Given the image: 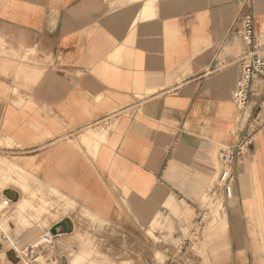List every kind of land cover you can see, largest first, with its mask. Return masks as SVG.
<instances>
[{
    "label": "crops",
    "instance_id": "crops-1",
    "mask_svg": "<svg viewBox=\"0 0 264 264\" xmlns=\"http://www.w3.org/2000/svg\"><path fill=\"white\" fill-rule=\"evenodd\" d=\"M238 6L0 0V40L11 53L0 55V135L40 183L27 186L20 205L19 192L4 189L12 191L4 220L13 238L49 234L64 220L70 229L57 233L75 232L72 210L61 215L51 191L106 222L128 213L141 225L158 214L179 229L193 223L218 172L219 149L238 137L229 99L240 77L233 62L240 38L230 30ZM253 14L264 39V0H253ZM263 91L264 81L252 84L246 116ZM114 118L107 132L91 130L92 139H104H83L94 123ZM262 156L264 129L236 162L234 196L222 197L225 221L209 234L211 264H263Z\"/></svg>",
    "mask_w": 264,
    "mask_h": 264
},
{
    "label": "rangeland",
    "instance_id": "rangeland-1",
    "mask_svg": "<svg viewBox=\"0 0 264 264\" xmlns=\"http://www.w3.org/2000/svg\"><path fill=\"white\" fill-rule=\"evenodd\" d=\"M7 46V43L4 45L3 41L0 40V55H11L10 51H7L9 50ZM15 56L18 57L17 55ZM114 125L115 118L108 122H96L90 127L88 134H85L83 139H86L85 137L88 136L91 140H95L92 138L95 137L94 134L96 132H107ZM15 148L16 145L11 139L0 135V180L3 176L8 177L10 180L9 183L5 181L7 186L13 187L12 183L15 184V182H18L25 187V191L27 192V186H39L40 183L34 180L31 175L26 174L27 172L23 168L18 169L16 167L20 155ZM245 164L248 166L247 160H245ZM219 167L220 163L217 164V171ZM216 175L217 173L212 180H215ZM7 186L2 187V189L4 190ZM50 193L56 200L53 206L59 208L61 215L72 210V220L76 233L67 238L68 248L64 253H59V243L57 241L52 239L51 243H44L40 233L32 234L30 237L25 236L23 242L25 241L26 249L24 248L21 251L25 252V255L24 253L22 254L26 262L29 261V257L31 256V258H34V256L36 258H43L45 256L47 258L45 259V264H56L54 263L55 261L58 263V260H56L58 258L57 256L55 257L56 254H64L68 260L74 253L73 250L80 248L83 252H92V258L95 260L106 258L114 264H122V261L123 264H211L208 253V250H210L209 234L212 231L213 224L219 220V218L215 219L212 211L214 212V208H216L219 201L223 205L220 195H212L208 191L204 199L202 198L201 202H199L200 207L206 208V210L208 209V214L206 216V227L201 233V238L199 237L196 239L198 241H194L195 235L189 231L190 225L181 227L180 229L176 228L169 218H163L160 214L153 219L156 221H154V224L141 225L128 213H125L124 216H118L115 221L110 220L106 222L104 220L100 223L97 217H94L84 209L76 207L73 203L72 208L66 209L64 205L68 201L55 191H51ZM32 196L34 197L35 195ZM4 210L0 208V212L4 213ZM3 217L2 215L0 223L4 221L2 220ZM9 229L6 226L3 229L0 228L1 240L6 236L7 238L12 237ZM38 229L40 228L38 227ZM15 235L17 239L21 238L17 237L19 236L18 234ZM78 235H81L80 239L82 240L77 245L75 241ZM107 236L108 241H105ZM29 248L32 250V255H29L28 251H26ZM46 254L49 255L46 257ZM262 263L264 264V258ZM82 264H88L87 260L82 262Z\"/></svg>",
    "mask_w": 264,
    "mask_h": 264
},
{
    "label": "built area",
    "instance_id": "built-area-1",
    "mask_svg": "<svg viewBox=\"0 0 264 264\" xmlns=\"http://www.w3.org/2000/svg\"><path fill=\"white\" fill-rule=\"evenodd\" d=\"M231 31L235 32L241 43V49L234 57L235 63L240 67V77L236 85L229 93V99L237 109V141L233 146H223L219 149L220 167L209 192L212 195H220L225 199L234 196V186L237 179L235 165L239 158L249 154L255 133L264 129V91L261 94L259 103L252 117L245 115L246 108L252 97V84L257 80L264 81V39L256 31L253 14V0H239L238 11L231 25ZM231 61L220 64L215 70L227 66ZM249 120V122H248ZM243 121L248 122L240 128ZM11 199L4 195L0 206L9 208ZM208 210V209H207ZM199 207L189 231L195 235L194 241L201 238V233L205 229L208 211ZM52 234L42 236V241L46 244L52 242Z\"/></svg>",
    "mask_w": 264,
    "mask_h": 264
},
{
    "label": "bare ground",
    "instance_id": "bare-ground-1",
    "mask_svg": "<svg viewBox=\"0 0 264 264\" xmlns=\"http://www.w3.org/2000/svg\"><path fill=\"white\" fill-rule=\"evenodd\" d=\"M132 114V113H131ZM104 139V135L102 136H98L97 139L93 140V141H100ZM93 143V142H92ZM91 143V144H92ZM97 145V144H96ZM98 146V145H97ZM258 148V147H257ZM257 154H255L256 156ZM263 155V153H262ZM263 157V156H262ZM264 158V157H263ZM26 160V159H25ZM30 162V161H29ZM264 162V161H263ZM260 164V163H259ZM16 167L18 169H21V167L17 164ZM262 167V165H261ZM259 168V167H258ZM248 169V168H247ZM23 179V178H22ZM5 181H8L9 183V178L8 177H2L1 180H0V196H1V191L3 190L2 187L4 186H7L5 184ZM262 181V180H261ZM13 185V188L19 192V200L17 202V205H20L21 204V200H22V196H23V193L26 192L25 191V187L21 184H19L18 182H15L12 183ZM264 187V186H263ZM262 189V188H261ZM15 195V194H14ZM130 196V195H129ZM2 197H4V194L2 193V196L0 198V202L2 200ZM132 197V196H131ZM216 205V203H215ZM65 208L66 209H70L72 208V204L67 202L65 205ZM120 207V206H119ZM0 208L4 209L2 206H0ZM119 209V208H117ZM214 212L212 211V213L214 214V217L215 219L216 218H219L222 217L221 219H223L225 221V213H224V208H223V205L221 203V201L218 202V204L216 205V208H214ZM120 210V209H119ZM117 211V210H116ZM119 212V211H118ZM0 219H1V216L3 215L4 216V213L0 212ZM126 216V215H125ZM7 217V216H6ZM9 217V216H8ZM99 219V218H98ZM2 220H4V217L2 218ZM46 221V220H45ZM56 221V220H55ZM104 220L103 219H99V222H103ZM58 222V221H57ZM5 227V220L2 221L0 223V228L3 229ZM53 227V226H52ZM60 228V227H59ZM58 230V229H57ZM72 230V229H71ZM75 230V229H74ZM1 231V230H0ZM3 232V230H2ZM263 232V231H262ZM76 233L73 232L72 235ZM34 235V234H33ZM70 234H66V233H62V232H58L56 235H51L52 239L54 241H57L59 244H58V247H59V253H64V251H66V249L68 248V245H67V238L69 237ZM3 236H4V233H3ZM6 236V234H5ZM32 236V234H30L28 237ZM37 236V235H36ZM9 237V236H8ZM27 237V236H26ZM81 235H78V238L76 239L75 243L78 245L79 242L82 240L80 239ZM93 237V236H92ZM32 238V237H31ZM30 239V238H29ZM33 239H34V236H33ZM92 239V238H91ZM86 240V239H85ZM85 240H83L85 242ZM25 242V241H24ZM23 242V239H17V238H13V237H9L7 238V236L5 238H3V240L0 239V264H45V256L42 257L44 258H36L34 256V258H31L29 257V261L26 262V259L23 258V254L25 255V252H22L21 250L22 249H26V246H25V243ZM28 242V241H27ZM264 242V241H263ZM30 243V241H29ZM204 244V243H203ZM42 245V244H41ZM30 246V245H28ZM81 246V245H80ZM83 246V245H82ZM36 248V247H35ZM55 248V247H54ZM75 248V247H73ZM206 248V247H205ZM45 249V248H44ZM89 249V247H88ZM8 251H13V256L11 257H8ZM74 253L69 257V259L67 260L65 255L64 254H59L58 255L56 254L55 257L57 256L58 259V263L55 261L54 263L56 264H82V262L86 261L88 262V264H114L112 261L106 259V258H102V259H93L92 258V252H83V250H81L80 248H78V250H73ZM97 253V252H96ZM27 254V253H26ZM30 255V254H29ZM32 255V254H31ZM49 254H46V257L48 256ZM38 256V255H37ZM54 256V255H53ZM52 256V257H53ZM220 256V254H219ZM49 258V257H48ZM203 258H204V255H203ZM217 258V257H216ZM230 258V257H229ZM40 259V260H38ZM42 259V260H41ZM219 259V258H218ZM217 259V260H218ZM222 259V258H221ZM28 260V259H27ZM130 263V262H129ZM122 264H123V261H122Z\"/></svg>",
    "mask_w": 264,
    "mask_h": 264
},
{
    "label": "water",
    "instance_id": "water-1",
    "mask_svg": "<svg viewBox=\"0 0 264 264\" xmlns=\"http://www.w3.org/2000/svg\"><path fill=\"white\" fill-rule=\"evenodd\" d=\"M2 193L7 196L8 198H10L12 196V191L11 190H3ZM15 194V193H14ZM60 227V229L62 231H67L70 229V225L64 220V221H60L57 225H55L54 227H52V229H50V234L52 235H56L57 231L56 229ZM8 257L13 256V251H8Z\"/></svg>",
    "mask_w": 264,
    "mask_h": 264
}]
</instances>
